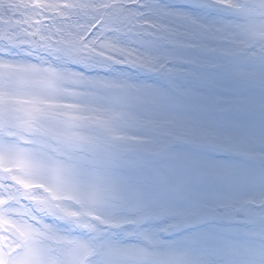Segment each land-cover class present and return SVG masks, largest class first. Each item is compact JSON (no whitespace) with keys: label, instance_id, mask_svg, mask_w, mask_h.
<instances>
[{"label":"bare ground","instance_id":"1","mask_svg":"<svg viewBox=\"0 0 264 264\" xmlns=\"http://www.w3.org/2000/svg\"><path fill=\"white\" fill-rule=\"evenodd\" d=\"M15 1L0 0V117L12 122L0 120V169L12 173L7 183L0 171V264H138L136 251L164 235L103 222L131 220L142 205L169 214H190L195 200L227 206L263 187L240 160L264 158V93L249 87L264 85V58L235 39L245 33L237 20L213 15L237 16L238 4L194 0L173 12L157 0H48L54 14ZM146 11L171 20L150 27ZM53 127L156 159L61 145L40 134ZM56 215L67 220L57 226ZM253 233L264 264V227Z\"/></svg>","mask_w":264,"mask_h":264},{"label":"rangeland","instance_id":"2","mask_svg":"<svg viewBox=\"0 0 264 264\" xmlns=\"http://www.w3.org/2000/svg\"><path fill=\"white\" fill-rule=\"evenodd\" d=\"M87 3H93L98 1L100 3L109 2L110 0H83ZM159 3L164 6L166 9L170 11H181L184 12L192 3L196 4L194 0H157ZM201 1V0H200ZM117 2L122 6V8H133L136 7L140 0H117ZM199 1H197L198 3ZM247 0H216V2L212 5H219L226 3L227 5L238 4V8L234 11L237 16L228 17L224 15L222 12H217L213 15H219L223 17V21H229L227 18H230L233 22L237 20L239 22L238 25L242 28L245 33H239L238 37L234 36V32L232 36L235 37L238 42H245L250 44V50L260 52L264 58V14L259 13L257 10L253 8H247L245 6ZM16 6H44L46 9H50L52 13L57 14L59 12V8L51 7L48 0H16ZM63 6V5H62ZM198 6V5H197ZM161 7V6H160ZM80 8V7H78ZM83 9V8H82ZM199 17V18H198ZM197 18L199 23L210 21L207 19V15H204V18L200 17V14L197 12ZM222 19L219 22H222ZM171 19L162 20L157 16L152 15L146 11L144 14V22L146 25L150 27H155V25L160 24V22H169ZM99 24V20H94V25L97 26ZM223 25V24H222ZM220 25V26H222ZM92 31L89 30L88 33ZM228 36V34H226ZM240 79L239 84L236 79H232L230 81L231 84L235 86H243L244 79L242 77H237ZM250 91L253 93H264V85L252 83L249 85ZM254 88H262V91H256ZM0 120L4 123L12 125V122L8 120L6 117H0ZM18 129L23 131H29L30 125L27 123L18 124ZM53 130V135L47 136L52 141H55L61 145H78L84 149H92L96 151H101L109 154H113L119 157H136L140 161H144L146 163H153L156 159L154 154L149 152H134L133 150L128 149H120L115 146V144L110 142L104 143H90L81 141L79 142L76 139H70L64 135V133L60 132V129L57 127L51 128ZM58 132V133H55ZM41 135H45V133H40ZM247 150H244L245 152ZM241 163L246 164L252 168L258 170L263 179L264 184V169L260 166V162H264V159H252L247 158L246 160H240ZM1 178L5 182L12 181V173L11 168L6 167L0 169ZM256 203L257 206H263L262 208L258 207L251 213V215L244 219L239 220L237 225H220L215 224L213 226H206L203 228L197 229V231H184L180 233H176L174 231V226L185 216H193L196 214L199 205H205L212 209H222L224 212H228L231 210L241 209L247 203ZM193 211L190 214H169L167 212H162L155 210L153 208H149L146 205H142L139 208V214H134L133 219L128 221H107L103 222L106 227H115L117 230H122V228L126 224L133 223L136 226V229H144V234H147L149 238L152 237L150 234L151 231H155V233L159 232L163 234L166 241L161 242L155 241L156 248L148 251L138 250L132 256L134 261L138 264H263V249L257 244L260 238L253 233V229L261 231L262 227H264V185L262 188H255L252 192H246L242 194H238L233 201L228 203L226 206L225 203H210L201 200L192 201ZM9 216H13L11 211H9ZM99 215H97V218ZM146 216L158 217L161 218L159 222H144V218ZM55 225H59L61 222H65L67 219L63 218L59 215H56ZM0 223H3L2 216L0 214ZM9 223V220H5V225ZM217 231V234H216ZM171 238L173 242L167 240ZM158 246V247H157ZM159 246H163V248L170 250L172 260H162L163 253ZM110 249H113V246H110ZM189 253V257L188 254ZM197 256V260H190L191 256ZM169 259V258H166ZM190 260V262H189ZM43 264H52L49 260H45Z\"/></svg>","mask_w":264,"mask_h":264},{"label":"water","instance_id":"3","mask_svg":"<svg viewBox=\"0 0 264 264\" xmlns=\"http://www.w3.org/2000/svg\"><path fill=\"white\" fill-rule=\"evenodd\" d=\"M249 5L256 6L260 10H264V1H252L249 3ZM252 205L247 207V210H249ZM247 215V212H237V213H231L226 214L224 216L217 215L214 212H211L207 208L201 207V212L198 217L194 220L186 219L182 224L178 226V228H192L197 225H205L207 223L211 222H234L236 216H245Z\"/></svg>","mask_w":264,"mask_h":264}]
</instances>
